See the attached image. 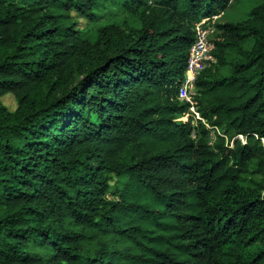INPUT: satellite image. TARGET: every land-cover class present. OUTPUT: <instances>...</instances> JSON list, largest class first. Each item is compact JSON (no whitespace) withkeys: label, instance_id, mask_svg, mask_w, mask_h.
I'll use <instances>...</instances> for the list:
<instances>
[{"label":"trees","instance_id":"obj_1","mask_svg":"<svg viewBox=\"0 0 264 264\" xmlns=\"http://www.w3.org/2000/svg\"><path fill=\"white\" fill-rule=\"evenodd\" d=\"M234 3L0 0V264H264V0L179 98Z\"/></svg>","mask_w":264,"mask_h":264},{"label":"built area","instance_id":"obj_2","mask_svg":"<svg viewBox=\"0 0 264 264\" xmlns=\"http://www.w3.org/2000/svg\"><path fill=\"white\" fill-rule=\"evenodd\" d=\"M149 3L152 4L153 0H150ZM218 18V15H213L196 23V39L190 48L185 77L179 89V98L189 102L191 104L190 109L198 117L199 113L195 106L196 81L205 68L216 62L213 50L215 48L214 37L220 33L217 28Z\"/></svg>","mask_w":264,"mask_h":264},{"label":"rangeland","instance_id":"obj_3","mask_svg":"<svg viewBox=\"0 0 264 264\" xmlns=\"http://www.w3.org/2000/svg\"><path fill=\"white\" fill-rule=\"evenodd\" d=\"M18 1H21V0H18ZM247 1H251V0H243V3L245 4V2ZM244 4L234 3L225 13L222 12V13L217 14L219 16V18L217 19V23L241 20L244 17V11L246 10V8L244 7ZM78 20H79L78 27L80 29L90 30L92 34L95 32L94 27L92 29L90 24L84 18L79 17ZM2 102L10 111H14L18 106V101L13 95V93H7L6 95H4L2 98ZM181 119L186 121L188 119V115L183 116Z\"/></svg>","mask_w":264,"mask_h":264}]
</instances>
